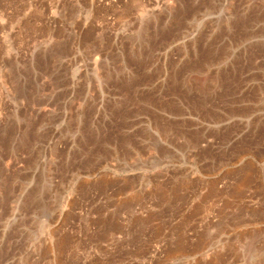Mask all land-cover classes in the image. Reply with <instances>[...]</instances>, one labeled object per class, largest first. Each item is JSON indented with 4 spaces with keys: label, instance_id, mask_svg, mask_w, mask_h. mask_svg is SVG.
<instances>
[{
    "label": "rangeland",
    "instance_id": "1",
    "mask_svg": "<svg viewBox=\"0 0 264 264\" xmlns=\"http://www.w3.org/2000/svg\"><path fill=\"white\" fill-rule=\"evenodd\" d=\"M0 264H264V0H0Z\"/></svg>",
    "mask_w": 264,
    "mask_h": 264
}]
</instances>
